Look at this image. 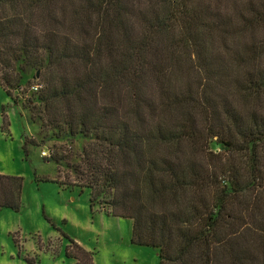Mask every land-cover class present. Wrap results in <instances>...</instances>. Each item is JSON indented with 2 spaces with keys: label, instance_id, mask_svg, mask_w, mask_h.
I'll use <instances>...</instances> for the list:
<instances>
[{
  "label": "trees",
  "instance_id": "1",
  "mask_svg": "<svg viewBox=\"0 0 264 264\" xmlns=\"http://www.w3.org/2000/svg\"><path fill=\"white\" fill-rule=\"evenodd\" d=\"M33 71V120L86 141L78 162L50 151L57 179L71 174L61 186L130 220V243L159 264H264L236 243L264 223V0H0L13 103ZM21 190L0 174V211L18 212ZM68 242L67 259L94 264Z\"/></svg>",
  "mask_w": 264,
  "mask_h": 264
},
{
  "label": "rangeland",
  "instance_id": "2",
  "mask_svg": "<svg viewBox=\"0 0 264 264\" xmlns=\"http://www.w3.org/2000/svg\"><path fill=\"white\" fill-rule=\"evenodd\" d=\"M37 72L24 76L23 91H13L16 103L0 88V174L22 179L19 211H0V264H26L25 258L34 259L35 264H75L65 256L69 240L91 253L94 264H159L154 249L130 243V220L107 216L98 204L91 209L88 190L58 183L65 180L68 170L61 168L57 179L56 165L46 161L53 146L72 148L77 155L73 162H78L86 141L80 137L71 142L62 136L57 139L56 131H42L33 120L42 110L38 95L28 89L36 79L41 81L39 72L34 77ZM25 137L40 145H28V157L23 152ZM210 148L219 152L214 143ZM246 157L244 154L243 159ZM261 196L264 201V190ZM262 206L264 209V202ZM248 231L243 236L246 241L236 243L250 253L262 254L264 223L260 229Z\"/></svg>",
  "mask_w": 264,
  "mask_h": 264
},
{
  "label": "built area",
  "instance_id": "3",
  "mask_svg": "<svg viewBox=\"0 0 264 264\" xmlns=\"http://www.w3.org/2000/svg\"><path fill=\"white\" fill-rule=\"evenodd\" d=\"M38 89H39L38 85H34V86L32 87V91H33V92H37Z\"/></svg>",
  "mask_w": 264,
  "mask_h": 264
}]
</instances>
